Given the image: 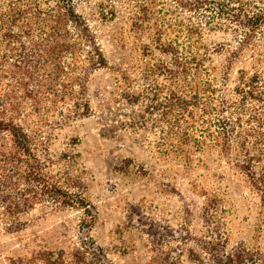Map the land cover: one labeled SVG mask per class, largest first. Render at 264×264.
Segmentation results:
<instances>
[{
	"label": "rangeland",
	"instance_id": "374dc122",
	"mask_svg": "<svg viewBox=\"0 0 264 264\" xmlns=\"http://www.w3.org/2000/svg\"><path fill=\"white\" fill-rule=\"evenodd\" d=\"M233 5L239 20L187 0H77L107 64L85 82L88 107L70 101L77 116L45 113L47 170L94 218L37 204L21 229L0 224V264H66L92 242L102 264H264V104L238 118L236 92L243 73L264 77V0Z\"/></svg>",
	"mask_w": 264,
	"mask_h": 264
},
{
	"label": "trees",
	"instance_id": "16d2710c",
	"mask_svg": "<svg viewBox=\"0 0 264 264\" xmlns=\"http://www.w3.org/2000/svg\"><path fill=\"white\" fill-rule=\"evenodd\" d=\"M187 1L190 8L222 18L242 17L235 12L234 0ZM76 5L77 0H0V224L9 232L21 229L26 223L22 215L37 204L84 208L82 225L86 227L94 218L82 193L65 188L47 170L53 161L48 149L50 131L45 127L53 123L44 119L45 113L57 112L58 126L77 116L68 108L70 101L75 108L88 107L85 82L95 69L107 64ZM99 7L102 19H114L113 7L103 3ZM250 22L248 17L244 26ZM186 59L190 60L183 61L189 75L195 58ZM239 83L236 92L242 96V108L238 118L250 114L249 119L256 121L259 117L250 105L252 100L264 104V77L259 72L243 73ZM222 118L224 125H230L231 129L224 127L229 138L233 123L229 117ZM246 146V142L241 144L242 150ZM241 161L251 167L247 153ZM92 243L73 252L69 260L62 254L57 259L66 264H102V250Z\"/></svg>",
	"mask_w": 264,
	"mask_h": 264
}]
</instances>
